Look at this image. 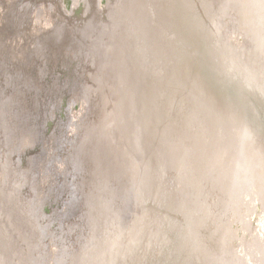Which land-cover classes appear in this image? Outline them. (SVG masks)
Returning <instances> with one entry per match:
<instances>
[{
	"label": "bare ground",
	"instance_id": "1",
	"mask_svg": "<svg viewBox=\"0 0 264 264\" xmlns=\"http://www.w3.org/2000/svg\"><path fill=\"white\" fill-rule=\"evenodd\" d=\"M230 2L117 0L115 14L103 16L111 30L105 42L101 38L97 53L98 58L105 61L102 65L105 75L114 76L110 81L112 86H108L109 91L105 93L110 99H116V105L112 102V110L105 113L102 131L104 137L116 145L119 154L115 156L123 164L117 189L134 181L135 170L142 162L139 186L146 197V210L135 227L137 233L112 244L113 252L107 254L104 264H242L206 242L201 232L202 229L210 234L216 232L217 244L223 235L221 211L227 207L234 210L239 198L253 192L261 195L264 191V145L258 141L256 133L259 131L249 132L245 126L246 131H242V138L238 139L225 129L222 137L227 139H220L218 129L214 130L219 119L216 111L223 115L221 105L226 102L230 105L229 96L237 97L236 87L251 97L253 103L255 99L246 90L257 91L263 98L258 100L264 105V0H245L238 10L243 17V29L248 35L251 31L249 53L241 60L234 56L235 51L227 47L220 33L221 20ZM117 20L120 24L114 29L111 26ZM58 27L64 30L61 22ZM59 28L50 31L48 39H57ZM120 34L121 40L117 38ZM39 38L30 40L29 58L39 71L36 78L32 77L34 83L35 80L38 83L42 75L37 64V59H42L37 53L43 40ZM51 51L55 54L54 49ZM4 74H0V123L4 122L5 90L10 89L9 78ZM237 78L245 90L236 85L234 79ZM35 93L31 96L33 99L37 97ZM207 126L213 129L207 130ZM225 126L233 127L235 123L229 121ZM195 128L199 131L195 132ZM205 135L214 138L211 140ZM109 149V145L103 143L102 155L96 150L103 165L112 162L114 150ZM168 169L176 174L174 185L178 182L182 185L179 189L172 185L177 194H173L171 200H165L168 197L164 193L167 188L163 174L166 170L168 174ZM13 177H18L17 173L14 172ZM4 181L9 187L11 183ZM3 197L4 194H0V264H13V255L17 258L19 248L23 247L18 243L29 234L19 229L23 225L20 207L12 204L14 198ZM101 209L104 211V205ZM249 248L247 254L253 264H264V234ZM19 261L22 260L19 258Z\"/></svg>",
	"mask_w": 264,
	"mask_h": 264
},
{
	"label": "rangeland",
	"instance_id": "2",
	"mask_svg": "<svg viewBox=\"0 0 264 264\" xmlns=\"http://www.w3.org/2000/svg\"><path fill=\"white\" fill-rule=\"evenodd\" d=\"M244 1H232L233 4L223 15L220 31L224 42L232 48L233 53L235 51L234 56L240 60L247 56L251 46V31L248 29V35V31L243 29V17L238 12ZM117 5V0H0V74L5 72V78L10 81L7 84L10 89L5 90L3 97L6 101L4 122L0 123V194L7 195V199L14 198L12 204L20 207L17 209L20 210L23 225L19 229L29 234L26 240L18 243L23 247L19 248L17 244L20 253L16 254L15 261L18 264H28L27 259L31 264H80L86 256L88 260L93 257L89 254L93 250L91 246L99 245L100 249L103 244L112 246L124 238L126 233L136 227L137 220H140V216L142 218L146 210V197H139L136 190L133 191L137 186L138 175L142 172L143 165L140 162L135 181L126 186L128 189L133 183L126 198L121 199L117 195L114 199L113 209L116 212L118 210L117 213L122 216V226L126 231L119 233V226L109 231L102 228L105 221L102 205L110 203L111 195L117 192L120 194L122 189H117L118 179L113 175L104 179L105 189H102L95 169L97 161H102L99 155V158L96 157L93 151L95 149H90L94 143L90 141L99 115L102 111L104 116L109 113L113 107L112 102L114 103V99L106 96L105 92L109 91L106 84L110 82L109 76L105 75L102 69L105 61L98 58L97 52L101 38L105 42L108 31L111 30L110 23L106 26V18L108 14H115ZM246 18L248 20V15ZM60 22L64 30L58 27ZM119 24L118 20L114 21L111 27L115 29ZM55 28H59V34H56L59 37L48 39L50 31L54 32ZM117 36L120 39L122 35ZM39 37L43 40L37 53L42 59L34 58L38 60L42 78L39 77L38 83L35 80V86L32 77L36 78L35 74L38 75L39 71L35 70L29 52L30 40H38ZM24 43H27V48ZM53 49L55 54L51 51ZM234 80L237 86L245 90L238 78ZM113 84L116 86V81ZM235 91H238L237 97H228L231 99L230 105L227 102L224 106L221 105L223 115L220 116L219 111H216L219 116L216 119L217 126L211 123L216 126L214 130L218 129L217 137L227 139L226 136L222 137L225 129L227 134H234L238 139L242 138V131L257 130L258 141L264 145V105L260 102L263 98L257 91L253 93L247 89L246 92L255 99L253 103L251 97L243 94L244 91L241 93L242 90L238 87ZM33 92H37L35 94L39 99L31 97ZM102 95L104 101L100 100ZM36 105L39 107L36 108ZM225 119L234 122L235 126H225L229 122H225ZM245 126L246 130L243 129ZM207 127V130L213 129ZM196 131L199 130L195 128ZM205 137L212 140L213 136ZM209 139H206L207 143L210 142ZM105 141L110 149L116 147L110 138H105ZM237 160L239 163V157ZM14 172L18 177H13ZM174 176L172 172L163 174L165 188L168 190L167 192L164 188L165 196L168 197L165 200H171V196L177 194L173 189L175 186L178 189L182 187L179 182L174 185ZM4 179L12 187H8ZM259 194L254 192L253 196L239 198L238 205L236 203L233 206L234 210L227 207L220 213L224 248L217 249L242 264H251L247 253L243 251H249L254 240L264 234V199L261 200L264 191ZM212 207L211 205L210 209ZM93 212L96 213L95 222ZM138 226L140 227V222ZM136 231L137 229L132 231V234ZM201 232L206 241L216 248V232L210 234L206 229ZM221 241H218V246Z\"/></svg>",
	"mask_w": 264,
	"mask_h": 264
},
{
	"label": "water",
	"instance_id": "3",
	"mask_svg": "<svg viewBox=\"0 0 264 264\" xmlns=\"http://www.w3.org/2000/svg\"><path fill=\"white\" fill-rule=\"evenodd\" d=\"M230 1V0H229ZM232 1H234V0H231V2L229 3V5L228 6H230L231 4H233L232 3ZM249 29V28H248ZM228 47V46H227ZM114 80V76H112V75H110V77H109V81H113ZM108 81V82H109ZM106 84H108V86H110L111 84H112V82H109V83H107L106 82ZM112 97H113V95H112ZM100 100H102V101H104L105 99L103 98V95L101 96V99ZM115 102V105H116V100L114 101ZM108 110H110V105H109V107H108ZM103 121H104V111H102L101 112V114L99 115V119H98V122H97V120H96V125H94L93 126V129L94 130H92V132L94 133L93 134V137H92V140L90 141V142H94V143H92V145L90 146V149L92 148V149H95V150H93L94 151V153L96 154V150H99L100 151V153H101V155H102V152H103V143L106 145V142H105V137H104V135H103V131H102V124H103ZM102 139V140H101ZM114 147H115V145H114ZM112 149H114V151H113V153H112V155H111V158H112V162L109 164H106V165H103L102 164V162H100L99 163V161H100V159H99V161H97V165H96V167H95V169H96V173L99 175L98 176V179H100L101 180V182H100V184L103 186L102 187V189H105L104 188V181H106V180H104V179H106L107 177H111L112 175H113V177L114 178H116V179H118V182H119V179H120V176H119V174H120V172L121 171H123V164L120 162V159H119V157L118 156H115V154L117 153V154H119L118 152H117V149H115V148H112ZM100 156V155H99ZM99 156H97V154H96V157L97 158H99ZM168 166H169V164H167ZM101 168V169H100ZM101 170H103V171H101ZM170 171H172L171 169H168V172L170 173ZM167 172V170L164 172V173H166ZM135 173H137L138 174V172L135 170ZM172 174H174V175H176L175 174V172H173ZM140 177H141V173L138 175V181H137V186H136V188H134V190L133 191H135L136 190V194L139 196V197H142V194H141V187L139 186V180H140ZM108 179V178H107ZM135 181V180H134ZM125 186H122V190L120 191V194H117V193H114V195H111V197H110V199H112V201L110 202V203H108V202H106V204H104V216H105V221H104V223H103V229H105L106 231H109L110 229H112L113 227H117V226H119V229H120V233L121 232H124V231H126V230H124L125 228L122 226V219H121V217H120V215L117 213L118 212V210H117V212H116V210H114L113 209V207H114V199L117 197V195L121 198V199H125L126 198V195L128 194V191H129V188L131 187L132 188V185H133V183H132V185L130 186V187H128V189H127V187H126V184H124ZM123 188H125V189H123ZM254 193V192H253ZM253 193L251 194H249V195H251V196H253ZM7 196V195H6ZM113 196V197H112ZM5 197V196H4ZM172 197H174V195H172L171 196V199H172ZM109 199V200H110ZM113 205V206H112ZM0 206H1V204H0ZM95 212H93V218H94V216H95ZM114 221V222H113ZM138 221V220H137ZM94 222H95V218H94ZM108 222H111L112 224H110V223H108ZM96 225L94 224V227H95ZM150 227H151V225H150ZM152 228V227H151ZM132 231H134L135 230V227H133L132 229H131ZM132 231H129L128 233H126L127 235H124V236H130V237H132ZM136 233H137V231H136ZM135 233V234H136ZM8 242V241H7ZM207 242V241H206ZM9 243H10V245H11V241L9 240ZM95 244V243H94ZM6 245H9V244H6ZM224 244H223V241H221L220 242V246H218V243H217V245H216V247H219L218 249H223L224 248V246H223ZM109 246H111V245H104L103 247L101 246V248L98 250V248H95L96 246L94 245V246H91L90 248H92L93 250L91 251V252H89V254H92V253H94L95 252V254H93V257L91 258V259H89L88 260V258H87V256L85 257V259H83L82 261H80V264H104L105 262H106V258H108L107 257V254H109L110 252L112 253L113 251L112 250H110L108 247ZM105 248H108L109 250H107V249H105ZM105 249V250H104ZM6 250H8V249H6ZM98 250V251H97ZM102 251V253H99L98 254V252H101ZM19 253H20V251H19ZM246 253H247V251H246ZM100 255V256H99ZM250 254H247V256H248V259H249V262L251 263V264H253L254 262H252V260H251V258H250V256H249ZM94 256H96V257H94ZM103 257V258H102ZM100 259H102L101 261H100ZM12 260H13V264L15 263V264H18V262H16L15 260H16V257L13 255V257H12ZM108 261V260H107Z\"/></svg>",
	"mask_w": 264,
	"mask_h": 264
}]
</instances>
